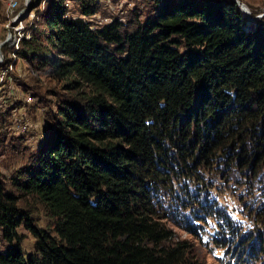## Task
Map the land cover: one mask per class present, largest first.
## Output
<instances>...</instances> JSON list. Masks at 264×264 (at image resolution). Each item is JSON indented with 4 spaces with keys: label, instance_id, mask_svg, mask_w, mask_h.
<instances>
[{
    "label": "trees",
    "instance_id": "trees-1",
    "mask_svg": "<svg viewBox=\"0 0 264 264\" xmlns=\"http://www.w3.org/2000/svg\"><path fill=\"white\" fill-rule=\"evenodd\" d=\"M71 1L100 12L99 0ZM133 2L125 22L95 27L51 0L43 32L22 42L65 93L12 179L20 195L0 175L1 239L18 243L0 264H199L170 223L231 247L235 264L264 261L242 239L258 231L264 250V19L247 30L232 0ZM30 198L46 228L20 210Z\"/></svg>",
    "mask_w": 264,
    "mask_h": 264
},
{
    "label": "rangeland",
    "instance_id": "rangeland-1",
    "mask_svg": "<svg viewBox=\"0 0 264 264\" xmlns=\"http://www.w3.org/2000/svg\"><path fill=\"white\" fill-rule=\"evenodd\" d=\"M238 1L241 3L239 8L246 20L247 30L252 28L249 25L254 26L257 21L264 19V0ZM32 2H35V5ZM50 2L51 0H0V175L7 190L15 194L19 192L12 184V179L18 176L17 170L30 162V154L37 150L49 129L47 118L55 109L58 98L56 95L65 93L62 81L36 70L22 52V42L32 40L35 31L43 32L41 30L44 27L38 24L41 23V16ZM98 4L100 12L89 18L82 16L71 0H65L69 17L83 18L95 27H103L115 18L125 22L124 18L128 16V13L137 7V3L133 0H99ZM33 6L36 7L33 9ZM243 6L248 9L250 16L241 9ZM5 113L9 115L7 124L1 123V116ZM19 138L22 141L18 140ZM229 196L230 194L227 197ZM234 199L237 201V196ZM27 200L28 207H25V202H20V210L22 212L27 210L28 213L31 211L33 220L40 227L46 228L51 222L46 215V210L36 200L32 198ZM229 204L231 208L236 206L233 202ZM247 210L249 211V206ZM245 215H248L247 211ZM170 226L178 239L189 241L190 250L199 264H235L233 257L238 255V252L232 254L231 247L229 254L226 255L212 245H204L205 236L202 240L200 237L199 241L197 237L186 231L185 225L170 223ZM263 231H261V238H264ZM18 233L23 239L20 247L25 257L35 254L33 235L23 225L18 229ZM258 234V231H250L242 237L247 244L244 248L245 255L247 253L253 255L254 250L257 253L256 256H264ZM17 247V242L13 244L3 242L0 231L1 253L7 254ZM250 264H264V261L259 260L257 263L250 262Z\"/></svg>",
    "mask_w": 264,
    "mask_h": 264
},
{
    "label": "bare ground",
    "instance_id": "bare-ground-1",
    "mask_svg": "<svg viewBox=\"0 0 264 264\" xmlns=\"http://www.w3.org/2000/svg\"><path fill=\"white\" fill-rule=\"evenodd\" d=\"M241 9L244 11V12H246L247 13V15H249L250 16V14H249V11H248V9L246 8V7H241ZM251 20H253V18H251ZM254 23V22H253Z\"/></svg>",
    "mask_w": 264,
    "mask_h": 264
},
{
    "label": "water",
    "instance_id": "water-1",
    "mask_svg": "<svg viewBox=\"0 0 264 264\" xmlns=\"http://www.w3.org/2000/svg\"><path fill=\"white\" fill-rule=\"evenodd\" d=\"M232 1H234L235 3H237L238 7H239V5L241 4L238 0H232ZM241 12H242V11H241Z\"/></svg>",
    "mask_w": 264,
    "mask_h": 264
}]
</instances>
